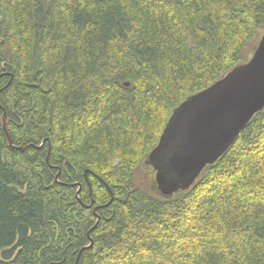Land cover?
Returning a JSON list of instances; mask_svg holds the SVG:
<instances>
[{
	"label": "trees",
	"instance_id": "trees-1",
	"mask_svg": "<svg viewBox=\"0 0 264 264\" xmlns=\"http://www.w3.org/2000/svg\"><path fill=\"white\" fill-rule=\"evenodd\" d=\"M262 30L264 0H0V264H264V109L185 191L143 164Z\"/></svg>",
	"mask_w": 264,
	"mask_h": 264
},
{
	"label": "water",
	"instance_id": "water-1",
	"mask_svg": "<svg viewBox=\"0 0 264 264\" xmlns=\"http://www.w3.org/2000/svg\"><path fill=\"white\" fill-rule=\"evenodd\" d=\"M263 109L264 32L261 31L245 62L238 63L172 110L157 144L143 160L144 166L154 172L158 195L169 197L189 189L203 168L225 153L241 128ZM2 127L9 146L22 150L24 147L12 144L4 109Z\"/></svg>",
	"mask_w": 264,
	"mask_h": 264
},
{
	"label": "rangeland",
	"instance_id": "rangeland-1",
	"mask_svg": "<svg viewBox=\"0 0 264 264\" xmlns=\"http://www.w3.org/2000/svg\"><path fill=\"white\" fill-rule=\"evenodd\" d=\"M263 32H264V30H262ZM146 169H147V171L149 172V176H150V186H151V189L155 192V193H157V194H160V192H159V190H158V187H157V185H156V183H155V181H154V179H153V174L151 173V170H150V168H148L147 166H146Z\"/></svg>",
	"mask_w": 264,
	"mask_h": 264
},
{
	"label": "flooded vegetation",
	"instance_id": "flooded-vegetation-1",
	"mask_svg": "<svg viewBox=\"0 0 264 264\" xmlns=\"http://www.w3.org/2000/svg\"><path fill=\"white\" fill-rule=\"evenodd\" d=\"M153 172V171H152ZM153 174H154V172H153Z\"/></svg>",
	"mask_w": 264,
	"mask_h": 264
}]
</instances>
